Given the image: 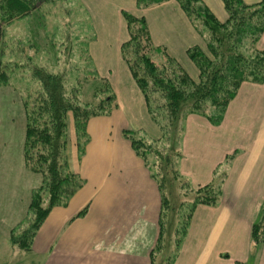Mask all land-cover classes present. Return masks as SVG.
<instances>
[{"label": "crops", "instance_id": "crops-1", "mask_svg": "<svg viewBox=\"0 0 264 264\" xmlns=\"http://www.w3.org/2000/svg\"><path fill=\"white\" fill-rule=\"evenodd\" d=\"M200 1L219 22L228 19L222 0ZM260 1L243 0L247 4ZM88 2L114 32L109 39L93 44L90 54L100 73L112 78L119 106L111 114L89 121L91 141L85 155H80L75 143L69 147L70 169L85 180V186L67 206L52 209L31 252L14 247L11 232L28 215L31 195L40 188L43 177L31 172L24 161L25 122V135L18 140H13L15 132L10 128L0 147V264L151 262L161 197L150 171L123 131L138 130L156 138L160 130L151 122L146 99L120 53L128 38L122 12L145 16L155 45L165 47L197 77L198 70L187 52L191 47H204V38L175 0L145 10H138L136 0H85ZM258 47L264 50V34ZM187 121L181 169L193 186L212 182L217 166L234 147L251 149L252 155L240 157L230 170L218 207L199 206L195 210L173 264L249 262L254 257L250 237L254 221L249 212L228 206L226 200L229 188L237 197L246 192L264 195V84H244L220 127L214 128L196 115Z\"/></svg>", "mask_w": 264, "mask_h": 264}, {"label": "trees", "instance_id": "trees-1", "mask_svg": "<svg viewBox=\"0 0 264 264\" xmlns=\"http://www.w3.org/2000/svg\"><path fill=\"white\" fill-rule=\"evenodd\" d=\"M50 1L52 0H0V21L29 16L42 4ZM168 1L174 0H136V5L138 9H147ZM175 1L205 40L207 52L201 46L191 47L187 52L198 70V81L185 71L165 47L153 44L145 16L136 17L130 12H122L129 38L122 44L120 53L146 99L152 122L158 125L163 134L161 139L147 143L143 139H136L133 131H123V136L143 160L158 185L163 212L171 208L170 198L166 193L169 169L174 180L190 189L186 195L190 194L192 197L183 203L186 206L183 213L186 219L181 226L183 235L178 239V247H181L195 210L199 206L218 207L223 191L214 182L194 190L190 188V181L183 178L177 169L182 158L181 150L171 144V138L191 114L204 116L213 125H219L228 105L237 98L243 84H264V50L256 47L264 34V0L257 4H247L243 0H222L228 13V19L222 23L200 0ZM1 56L2 54L0 58ZM8 69L1 61L0 86L10 85L11 72ZM32 77L38 86L26 89L25 92L23 104L26 142L23 152L26 167L31 172L42 175L43 181L30 198L29 226L20 230L27 223L23 222L11 232L13 246L26 252H31L34 239L52 209L66 206L84 186L80 175L72 173L69 168L66 152L69 143V115L74 116L77 135L87 138L89 120L96 116H107L118 107L107 79H101L108 84L103 91L107 92L108 88L111 95L94 109L76 102V89H68L67 79L60 71L54 73L46 68L35 67ZM164 142L170 146L154 149L157 143ZM44 192L48 198L47 205H44L46 198H42ZM253 225L251 237L254 243H259L264 238L259 236L264 233V214L262 220ZM160 229L158 245L164 234L161 226ZM179 250L178 248L172 263L169 259L168 264L175 262L180 254Z\"/></svg>", "mask_w": 264, "mask_h": 264}, {"label": "rangeland", "instance_id": "rangeland-1", "mask_svg": "<svg viewBox=\"0 0 264 264\" xmlns=\"http://www.w3.org/2000/svg\"><path fill=\"white\" fill-rule=\"evenodd\" d=\"M87 4L85 3V0H52L50 2L42 4L39 8H37L38 10H36L29 16L15 18L9 21H0V55L2 54L0 62L2 61L4 65H7V68H9V72H11L10 85L0 86V147L2 146V142L4 141V139H8L7 136L10 128L14 129L15 132L13 140H18L20 136L25 135L24 122L26 124V116L25 104L23 103L26 97V89L35 88L36 86H38L37 81L32 77V73L35 70V67L46 68L54 73H58L60 71V73L65 76V79H67L68 89L72 88L74 90H77H75L74 92L77 97L76 102H79V104L82 106L89 105L92 108L96 109V107L101 104L102 100H105L108 96L111 95V92L108 88L107 92L103 91V88H105L108 84L103 83L101 79H107L110 82V88L112 89L117 100V94L112 83V78L108 77L107 74L103 75L102 73H100V69L95 65L94 60L92 59V55L90 54V48L91 46H93V44L106 38L109 39L111 34H114V32L111 33L107 28L109 25L108 22L102 23L104 16L98 14L97 10L92 7V3L88 2ZM135 16L142 17V15ZM106 18L109 19V17ZM126 32V37L128 36L129 38V30L126 29ZM128 38L126 41H128ZM152 42L155 45L153 40ZM258 45L259 43L256 47H258ZM155 46L159 47L157 45ZM203 49L207 52V49L205 47V40ZM259 49L260 47H258V50ZM187 70L188 72L190 71V69L188 68ZM187 70L185 71L187 72ZM189 74L195 81H198L199 76L197 77L195 73L191 71L189 72ZM234 101H232L228 105L226 114L229 110L230 105ZM226 114L222 119L223 121L219 125H213L212 122H210L209 120L208 121L214 128L220 127L225 122ZM190 116L185 119L183 127L174 132V135L171 138V144L174 145L177 149L181 150L182 158L179 161L180 163L177 169L180 170V174L186 180H189V178L182 171L181 163L183 160L185 146L183 144L185 136L187 135V119ZM196 116L205 118L204 116L202 117L200 115ZM205 119L207 120V118ZM68 126L69 143L66 148V152L70 168L71 162L69 147L73 143H75L77 146V150H79L80 152V155L83 156L86 154V147L91 141V137H89L88 134V127L86 131L87 138H81L79 135H77L73 114L69 115ZM133 132L136 139H143L147 143L155 142L156 140L161 139L163 136L161 131L156 138H151L150 136H147L138 130H134ZM180 137L182 138V140H180ZM86 139L89 140L87 141ZM81 144H85V146H81ZM163 146H170V144L168 143L167 145L165 142L160 144L157 143L154 149H156V147L162 149ZM250 151L251 149H244L241 147H234L233 149H231V151H229L227 156L223 159V162L217 166V170L213 178L214 180L212 182H214L218 186L220 185L223 191L225 184L228 183L230 170L233 169V166L240 157H243L246 154H248L249 156L252 155L250 154ZM167 175L168 176L166 179L168 181V184L166 187V193H168L169 195L171 208L170 210H167V212H163L160 200L161 213L160 220L156 228L158 236L156 238L157 242L150 252V264H168L169 259V262L172 263V259L177 254L178 248L181 249L183 246L182 245L181 247H178V239L181 237V235H183L181 226H183L186 219V217L183 216L185 210L184 208L186 207L183 203L190 200L192 196L190 194L189 196L186 195V193H188L187 191L190 189L184 188L180 182L173 179V173L171 169H169ZM189 181L191 184L190 188L193 190L196 189L197 187L193 186L191 180ZM153 182L155 181L153 180ZM155 184L157 186L158 192L160 193L156 182ZM42 195L43 199H45L47 196L46 192H44ZM223 196L224 191L221 200L223 199ZM263 196L256 194L251 195L250 192H246L242 195V197H237L234 193V190L229 188V191L227 192L226 202L228 206H236L243 211L249 212L252 222H260L264 214ZM44 201V205H47L48 198H46ZM29 218L30 216L28 217L27 215L23 221L27 223H25V226L21 227L20 230L23 231L29 226V223L31 221L29 220ZM253 224L254 223H252V227L254 226ZM160 226L162 227V229H164V234L161 240V244L158 245V239L161 231ZM259 236L261 238L264 237V233H260ZM252 244L254 249V257L251 258V261H249L250 263L236 262V264H264V238L259 243H254L252 239Z\"/></svg>", "mask_w": 264, "mask_h": 264}]
</instances>
